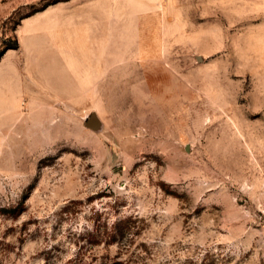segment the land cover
Listing matches in <instances>:
<instances>
[{
  "label": "rangeland",
  "instance_id": "obj_1",
  "mask_svg": "<svg viewBox=\"0 0 264 264\" xmlns=\"http://www.w3.org/2000/svg\"><path fill=\"white\" fill-rule=\"evenodd\" d=\"M16 41L0 264H264V0H0Z\"/></svg>",
  "mask_w": 264,
  "mask_h": 264
},
{
  "label": "trees",
  "instance_id": "obj_2",
  "mask_svg": "<svg viewBox=\"0 0 264 264\" xmlns=\"http://www.w3.org/2000/svg\"><path fill=\"white\" fill-rule=\"evenodd\" d=\"M19 46L18 41L14 42V43H9L8 45H6L2 51H0V57L4 54V52L8 49V48H17ZM123 221H119L118 223H116L113 228L111 229V237L109 243H118L121 244L122 246H119V251L117 252V254L115 255V257H119L120 254L122 253L121 248H124L123 246L126 247V243H124V237L126 236V233H124L121 229V224ZM69 264H82L81 261H78V258L74 259L73 261H71ZM113 264H133L130 261H124V260H117L116 262H114Z\"/></svg>",
  "mask_w": 264,
  "mask_h": 264
},
{
  "label": "water",
  "instance_id": "obj_3",
  "mask_svg": "<svg viewBox=\"0 0 264 264\" xmlns=\"http://www.w3.org/2000/svg\"><path fill=\"white\" fill-rule=\"evenodd\" d=\"M88 126L96 129L101 127V120L96 113H93L89 118Z\"/></svg>",
  "mask_w": 264,
  "mask_h": 264
}]
</instances>
